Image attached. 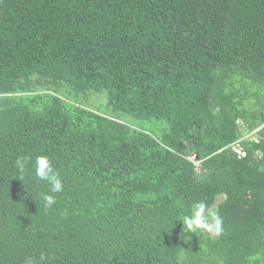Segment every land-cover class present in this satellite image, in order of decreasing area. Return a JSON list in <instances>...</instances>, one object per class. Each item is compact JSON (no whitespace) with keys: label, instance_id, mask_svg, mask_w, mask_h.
Segmentation results:
<instances>
[{"label":"trees","instance_id":"1","mask_svg":"<svg viewBox=\"0 0 264 264\" xmlns=\"http://www.w3.org/2000/svg\"><path fill=\"white\" fill-rule=\"evenodd\" d=\"M28 258L264 264V0H0V264Z\"/></svg>","mask_w":264,"mask_h":264},{"label":"clouds","instance_id":"2","mask_svg":"<svg viewBox=\"0 0 264 264\" xmlns=\"http://www.w3.org/2000/svg\"><path fill=\"white\" fill-rule=\"evenodd\" d=\"M25 162V158H18L16 161L17 167L22 170ZM33 163L35 166V177L50 185V193L43 194L42 199L45 207H51L56 202L55 196L51 193L63 191L62 180L59 173L54 171L48 156L37 155ZM20 180H23V177H20ZM206 209L207 206L203 201L195 204L191 209V214L183 217V227L187 229L188 232L195 233L197 230H205L208 233L220 235L223 232L221 218L213 210L206 211ZM209 220L211 222H209ZM27 264H35V260L33 258H28Z\"/></svg>","mask_w":264,"mask_h":264},{"label":"rangeland","instance_id":"3","mask_svg":"<svg viewBox=\"0 0 264 264\" xmlns=\"http://www.w3.org/2000/svg\"><path fill=\"white\" fill-rule=\"evenodd\" d=\"M144 125V128H151L152 124L151 123H142ZM256 129H254L253 131H248L246 133H244L243 136H252V137H256ZM193 157V156H192ZM217 200H219V197L217 198Z\"/></svg>","mask_w":264,"mask_h":264}]
</instances>
